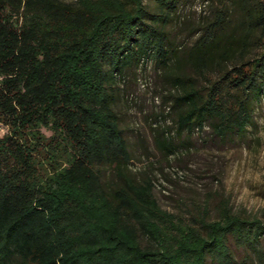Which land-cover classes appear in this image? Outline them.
<instances>
[{
  "label": "trees",
  "instance_id": "16d2710c",
  "mask_svg": "<svg viewBox=\"0 0 264 264\" xmlns=\"http://www.w3.org/2000/svg\"><path fill=\"white\" fill-rule=\"evenodd\" d=\"M149 1L0 0V264H264L263 220L159 206L115 108L118 76L153 60L179 132L246 138L264 100V0H220L187 53L196 76L173 74L184 0Z\"/></svg>",
  "mask_w": 264,
  "mask_h": 264
},
{
  "label": "rangeland",
  "instance_id": "374dc122",
  "mask_svg": "<svg viewBox=\"0 0 264 264\" xmlns=\"http://www.w3.org/2000/svg\"><path fill=\"white\" fill-rule=\"evenodd\" d=\"M145 3L154 9L153 2ZM220 4L182 1L168 27L180 49L173 74L196 76L187 53ZM170 78L153 60L135 63L118 76L115 108L133 157L131 169L151 184L162 209L184 219H215L227 206L243 217L264 221V100L256 110V125L243 140L222 141L208 126L192 134L179 132L181 108L174 105L177 90ZM8 131L0 123V137ZM163 138L172 139L176 148L169 151L160 145ZM230 245L237 259L248 254L233 239Z\"/></svg>",
  "mask_w": 264,
  "mask_h": 264
}]
</instances>
